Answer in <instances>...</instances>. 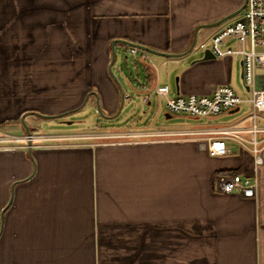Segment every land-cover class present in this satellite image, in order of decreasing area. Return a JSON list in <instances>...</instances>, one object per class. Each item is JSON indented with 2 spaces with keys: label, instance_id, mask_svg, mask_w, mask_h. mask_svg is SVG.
I'll return each mask as SVG.
<instances>
[{
  "label": "crops",
  "instance_id": "0c3cea01",
  "mask_svg": "<svg viewBox=\"0 0 264 264\" xmlns=\"http://www.w3.org/2000/svg\"><path fill=\"white\" fill-rule=\"evenodd\" d=\"M243 3L0 0V70L36 73L26 90L19 76L0 78V125L8 130L0 132V138L7 136L0 142V264H264V147L253 171L251 155L235 143L227 141L231 154L211 157L201 135L35 141L27 149L26 142L10 140L26 136L12 126L30 107L21 104L26 96L30 102H62L58 109L65 112L93 92L103 110L114 113L126 95H147L145 103L152 106L160 97L151 93L155 87H167L168 99L232 88L233 57L195 62L199 57L185 53L196 28L198 50L240 14L205 26ZM113 41L114 63L127 61L122 54L130 46L124 42L175 57L155 56L150 68L143 65L147 73L125 76L126 90L108 74ZM257 75V88L264 90V72ZM246 114L226 125L210 119L182 130L227 126ZM148 132L153 131L125 126L109 136ZM220 173L252 175L256 195L219 192Z\"/></svg>",
  "mask_w": 264,
  "mask_h": 264
},
{
  "label": "built area",
  "instance_id": "2783aa9c",
  "mask_svg": "<svg viewBox=\"0 0 264 264\" xmlns=\"http://www.w3.org/2000/svg\"><path fill=\"white\" fill-rule=\"evenodd\" d=\"M234 42L235 45L230 44ZM209 45V47H207ZM209 49L217 59L238 58L241 63V81L248 94L242 98L228 86H220L210 95H187L168 99V88L155 87L151 93L164 98V107L169 115H182L190 118L213 119L223 112L239 110L246 104L248 112L240 122L227 126L209 128L202 131L161 130L142 134L111 135L109 138L123 139L130 137L179 139L201 135L207 139V153L211 157H224L232 153L227 141H231L253 159V171L261 163L264 147V90L256 84L257 72H264V0H245L240 16L234 22L221 27L208 42L200 43L198 50ZM128 54L142 65L150 68V54L135 47L128 48ZM125 98H130L126 95ZM147 101V95L142 96ZM247 122V125H243ZM263 122V123H262ZM60 136V135H59ZM64 136V135H63ZM11 137V141L35 142L38 140L63 141L64 137ZM3 138H0L2 142ZM68 139V138H67ZM66 139V140H67ZM249 176L220 173L215 177L217 190L224 194L237 193L246 198L256 195V179Z\"/></svg>",
  "mask_w": 264,
  "mask_h": 264
},
{
  "label": "rangeland",
  "instance_id": "374dc122",
  "mask_svg": "<svg viewBox=\"0 0 264 264\" xmlns=\"http://www.w3.org/2000/svg\"><path fill=\"white\" fill-rule=\"evenodd\" d=\"M209 47V45L207 46ZM196 49V48H195ZM118 56V51L116 52ZM191 57H200V52L192 51ZM127 59L124 64H118L117 62L112 66V73L114 77L125 86L124 78H136L137 74H144L143 65L136 61L131 55H127L125 52L122 54V58ZM155 55L150 54V59L155 60ZM231 64V80L230 86L235 91V93L242 98H246L248 94L242 84L240 78V63L239 59L233 57ZM156 65V64H155ZM122 69L117 70L116 67ZM157 71L161 72L160 67L157 66ZM0 78L11 79L13 77L20 78L22 90H26L29 87V82L33 76H36L34 69H10V70H0ZM176 76L173 77L175 82ZM125 89L127 90L126 86ZM91 95H95L91 92ZM85 98L76 109H70L64 112L58 109L62 102H47L45 100H38L37 102H30L28 97L22 100L21 104L29 107L26 112L22 114L17 122L12 126L15 130L18 127H22L24 132L29 131L31 135H60L56 138L64 137V142H82V141H92L94 142H108L115 138H109L111 129H121L125 126L131 129L139 130H151V131H161V130H182L183 128H188L194 126L198 123H203L206 119L200 118H190L182 115H170V118H165L166 110L164 109V100L161 97L154 98L152 100V106L142 101V96L137 94H132L130 98L123 99L119 102L118 108L114 113H109L103 110L101 103L97 100L95 95L94 107L91 106L93 101V96ZM157 97V96H156ZM23 99V98H22ZM27 99V100H26ZM92 99V100H91ZM162 99V101H161ZM38 104V105H37ZM35 106V107H33ZM42 107L40 110H33L36 107ZM100 109H98V107ZM60 108V107H59ZM34 111V112H33ZM248 112L247 105H242L239 110L234 113L223 112L221 115L213 118L218 124H229L234 120L244 116ZM23 117V121L21 118ZM6 126V125H5ZM89 131L88 133H86ZM0 132L8 134V130L4 129L0 125ZM103 132V133H102ZM107 133V134H106ZM64 135V136H63ZM7 136H3L6 139ZM143 137H130L123 138L120 140H144ZM40 142L56 141V140H38ZM114 141V140H113ZM118 141V139H117ZM38 142V143H40ZM61 142V141H60ZM63 142V141H62ZM36 143V142H32ZM12 145V144H7ZM6 144L4 146H7ZM26 149L28 148V142H26ZM24 182L20 183L23 184ZM13 182L10 184V190L12 188Z\"/></svg>",
  "mask_w": 264,
  "mask_h": 264
},
{
  "label": "water",
  "instance_id": "95a60500",
  "mask_svg": "<svg viewBox=\"0 0 264 264\" xmlns=\"http://www.w3.org/2000/svg\"><path fill=\"white\" fill-rule=\"evenodd\" d=\"M244 6H245V0H244L243 5L238 10H236L235 12L229 14L228 16L222 18L221 20H219V21H217V22H215L213 24L206 25L205 27H216V26H220V25L224 24L228 20H230V19L236 17L237 15H239L243 11ZM198 30H199V27L196 28V30L194 32V36H193V42H192V44H191L188 52H186L185 54L191 53L192 51L195 50L193 48H194V42H195L196 33H197ZM124 43L127 44V45H129L130 47H135V48L140 49L142 51H145V52H147V53H149L151 55L163 56V57H175L173 55H169V54H165V53H160V52L154 51L152 49H149V48L144 47V46H141V45L132 44V43H128V42H124ZM114 44H115L114 41L111 42V45H110L111 58H110L109 66H108V74H109V76L112 79H114V76H113L112 71H111V67L114 64V60H115ZM195 52H200L201 53V56L199 58H197L195 60V62H203V61H208V60L215 59V56L212 54V52L209 49H205V50H195ZM240 66H241V63H240ZM240 78H242V75H240ZM97 107H98V109H100L99 106H97ZM236 111L237 110H233V111H231V113H234ZM165 118H167V119L170 118V115L165 114ZM21 121H23V117L21 118ZM25 135L26 136H29L30 135L29 131H26V134Z\"/></svg>",
  "mask_w": 264,
  "mask_h": 264
},
{
  "label": "trees",
  "instance_id": "16d2710c",
  "mask_svg": "<svg viewBox=\"0 0 264 264\" xmlns=\"http://www.w3.org/2000/svg\"><path fill=\"white\" fill-rule=\"evenodd\" d=\"M144 73H147V69H145V68H144ZM225 174H227V173H225ZM229 175H239V174H237V173H229Z\"/></svg>",
  "mask_w": 264,
  "mask_h": 264
},
{
  "label": "flooded vegetation",
  "instance_id": "af4514ba",
  "mask_svg": "<svg viewBox=\"0 0 264 264\" xmlns=\"http://www.w3.org/2000/svg\"><path fill=\"white\" fill-rule=\"evenodd\" d=\"M66 140V139H65ZM68 140V139H67ZM64 141V140H63Z\"/></svg>",
  "mask_w": 264,
  "mask_h": 264
}]
</instances>
